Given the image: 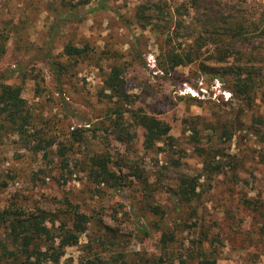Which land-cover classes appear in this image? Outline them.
<instances>
[{
  "label": "rangeland",
  "instance_id": "rangeland-1",
  "mask_svg": "<svg viewBox=\"0 0 264 264\" xmlns=\"http://www.w3.org/2000/svg\"><path fill=\"white\" fill-rule=\"evenodd\" d=\"M81 1L0 0V31L7 38L0 71L16 69L2 82L20 86L29 112L23 138L0 117V208L84 213L86 231L58 264H87L96 257L109 264H152L162 252L155 223L172 226L187 214L184 207L175 209L172 189L181 176L201 172L188 128L196 121L202 134L214 137L210 124L235 119L231 139L218 142L231 163L221 174L200 178L196 217L186 218L189 227L184 223L167 255L174 264H196L189 256L179 263L180 255L206 237L216 264H264V207L254 211L245 202L255 199L264 206V139L252 130L264 132V123L251 120L254 109L243 111L231 100L225 78L200 72L197 63L161 70L163 36L134 18L145 0H102L105 8L98 7L100 0ZM246 1L258 10L264 5V0ZM85 44L81 57L63 54L65 45ZM112 65L123 68L131 107L167 121L171 138L146 149L137 127L130 142L115 139L113 104L102 93ZM256 107L264 114V103ZM124 116L130 122L128 113ZM96 154L108 156L109 167L123 176L122 189L89 178ZM148 204L166 210L165 220ZM143 225L152 230L150 236L140 233Z\"/></svg>",
  "mask_w": 264,
  "mask_h": 264
},
{
  "label": "trees",
  "instance_id": "trees-1",
  "mask_svg": "<svg viewBox=\"0 0 264 264\" xmlns=\"http://www.w3.org/2000/svg\"><path fill=\"white\" fill-rule=\"evenodd\" d=\"M89 0H82L87 4ZM99 8H105L100 0ZM260 7V6H259ZM258 10L246 0H181L168 3L166 0H145L134 12L137 25L163 36L165 50L161 54L160 68L170 72L179 66L198 65V70L217 78H225L231 100H238L252 121L264 123V114L258 108L264 103V5ZM6 34L0 31V58L6 50ZM88 45L82 47L65 45L63 54L68 57H81ZM50 60V53L47 52ZM54 65L53 61H50ZM16 69L0 71V117L7 120L15 132L23 138L29 123V112L21 96L18 85L2 82ZM8 71V72H7ZM102 93L112 102L110 107V131L119 142H130L136 135V128L143 129V146L154 147L169 137L170 124L162 118L131 107L133 100L124 87L123 68L112 65L104 76ZM230 100V101H231ZM258 103V104H257ZM125 113L130 122L125 123ZM248 114V113H247ZM211 122L214 137L202 134L195 121L189 128L188 139L196 155L201 158V172L181 176L172 189L176 210L185 208L186 217L174 220L172 226L156 224L159 230V246L162 252L153 258L152 264H174L169 258L168 247L178 242V234L184 228L186 218L196 217L195 201L200 196L198 187L202 176L221 174L226 164L230 165L231 155L220 148L219 141L226 142L233 136L234 122ZM209 128H206L208 130ZM253 133L264 139V132L253 129ZM219 131V132H217ZM205 138L206 142L203 141ZM229 159V160H228ZM228 160V161H227ZM87 175L96 183H103L113 189L124 187V178L109 167L110 160L105 154L90 158ZM121 171V170H120ZM119 172V171H118ZM254 211L263 209L255 199L245 201ZM148 210L165 220L166 210L158 204H148ZM264 222V214L260 215ZM88 217L79 211L49 212L42 209L25 210L21 206L8 205L0 208V264H58L65 249L76 245L86 231ZM186 227H189L185 223ZM145 237L152 230L146 225L140 227ZM206 237L197 241L194 250L180 255L179 263L189 256L197 259L196 264H216L213 250L206 246ZM179 242L183 243L181 238ZM169 258V259H168ZM87 264H109L100 257L85 260Z\"/></svg>",
  "mask_w": 264,
  "mask_h": 264
}]
</instances>
